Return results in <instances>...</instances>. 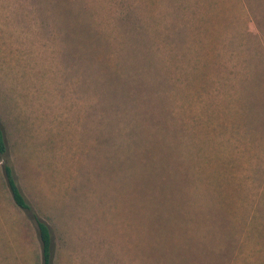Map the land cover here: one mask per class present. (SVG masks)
<instances>
[{
  "label": "rangeland",
  "instance_id": "rangeland-1",
  "mask_svg": "<svg viewBox=\"0 0 264 264\" xmlns=\"http://www.w3.org/2000/svg\"><path fill=\"white\" fill-rule=\"evenodd\" d=\"M0 125V264H264V0H0Z\"/></svg>",
  "mask_w": 264,
  "mask_h": 264
},
{
  "label": "trees",
  "instance_id": "trees-1",
  "mask_svg": "<svg viewBox=\"0 0 264 264\" xmlns=\"http://www.w3.org/2000/svg\"><path fill=\"white\" fill-rule=\"evenodd\" d=\"M8 145L6 142V137L2 126L0 125V156L7 154ZM5 174L8 182V186L12 193L13 200L15 204L23 209L30 210L26 197L22 193L16 178L13 173V169L9 165H5ZM39 230V236L42 243V264H53L54 261V241L53 234L50 226L40 219L36 218Z\"/></svg>",
  "mask_w": 264,
  "mask_h": 264
}]
</instances>
